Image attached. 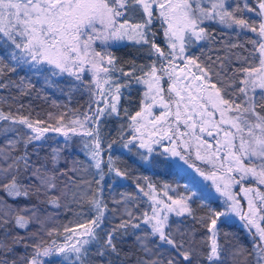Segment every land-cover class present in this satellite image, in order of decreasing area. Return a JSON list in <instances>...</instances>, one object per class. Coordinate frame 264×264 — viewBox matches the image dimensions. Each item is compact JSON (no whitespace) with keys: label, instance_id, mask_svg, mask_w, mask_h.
Masks as SVG:
<instances>
[{"label":"snow or ice","instance_id":"obj_1","mask_svg":"<svg viewBox=\"0 0 264 264\" xmlns=\"http://www.w3.org/2000/svg\"><path fill=\"white\" fill-rule=\"evenodd\" d=\"M0 91V264H264V0H0Z\"/></svg>","mask_w":264,"mask_h":264},{"label":"trees","instance_id":"obj_2","mask_svg":"<svg viewBox=\"0 0 264 264\" xmlns=\"http://www.w3.org/2000/svg\"><path fill=\"white\" fill-rule=\"evenodd\" d=\"M130 51L131 50L128 48H123L117 51L116 55L117 56H127L130 53ZM20 75H24V73L21 72ZM12 78L15 79L16 78L15 75H13ZM33 83L36 84V88L33 90L32 96L28 98H23L22 102L25 103L26 105L29 103L32 105L34 117L36 116L37 113H39L40 117L43 118L46 111L53 110L51 108V103L53 100H56L59 103H67L66 98L63 95H61L59 92H56L55 90L49 89L47 87H43L42 80H37L34 78ZM13 94H15V90H13ZM8 95L9 94L7 91H0V96H4L5 98H7ZM136 95H137L136 93H133L134 97ZM45 96H47L48 98L44 99ZM77 103L83 104L84 100L83 99H80L79 101L73 100L72 106H76ZM0 106H3L5 110H7V104L0 105ZM154 178L158 180H167L169 182L177 181L181 185L188 182V177L186 176V174L179 172V170L175 168H173L172 172L168 175L156 176ZM124 183H130V182H124ZM124 190L125 189H121V191H124ZM141 208H146V205L141 204ZM234 230L235 229H233V231Z\"/></svg>","mask_w":264,"mask_h":264},{"label":"rangeland","instance_id":"obj_3","mask_svg":"<svg viewBox=\"0 0 264 264\" xmlns=\"http://www.w3.org/2000/svg\"><path fill=\"white\" fill-rule=\"evenodd\" d=\"M175 169H178L179 172L184 173V172L181 171L179 168H175ZM189 171H190V170H189ZM193 175H194V173H193ZM197 180H198V182H199V184H200V187H201V188H204L205 193H211V194H213V195H216V194L214 193V189H212V188L210 187V182L203 181V180H202L201 178H199V177H197Z\"/></svg>","mask_w":264,"mask_h":264}]
</instances>
